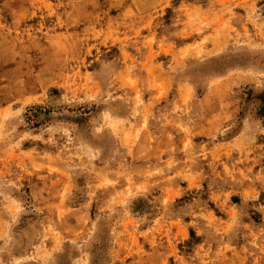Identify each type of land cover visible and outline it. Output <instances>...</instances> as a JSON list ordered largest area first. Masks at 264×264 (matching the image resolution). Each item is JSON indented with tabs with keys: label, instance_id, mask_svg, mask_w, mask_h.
<instances>
[{
	"label": "rangeland",
	"instance_id": "1",
	"mask_svg": "<svg viewBox=\"0 0 264 264\" xmlns=\"http://www.w3.org/2000/svg\"><path fill=\"white\" fill-rule=\"evenodd\" d=\"M0 264H264V0H0Z\"/></svg>",
	"mask_w": 264,
	"mask_h": 264
}]
</instances>
